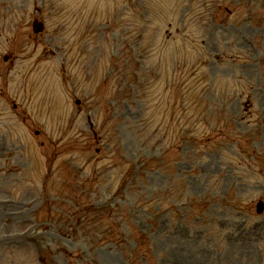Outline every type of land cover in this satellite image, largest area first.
Wrapping results in <instances>:
<instances>
[{"label":"rangeland","instance_id":"374dc122","mask_svg":"<svg viewBox=\"0 0 264 264\" xmlns=\"http://www.w3.org/2000/svg\"><path fill=\"white\" fill-rule=\"evenodd\" d=\"M127 1L0 0V56H16L0 77V264H264V212L254 208L264 200V0ZM225 7L236 11L227 33ZM36 15L45 28L34 34ZM252 38L255 64L227 60ZM88 40L86 76L76 66ZM120 57L147 69L132 77ZM202 86L206 113L219 109L190 118ZM143 157L159 167L138 181L126 161ZM90 171L101 181L89 193L119 216L122 243L90 248L82 230L66 236L63 219L47 216L44 175L55 198L66 175L78 189L74 172ZM139 231L149 249L136 245Z\"/></svg>","mask_w":264,"mask_h":264}]
</instances>
